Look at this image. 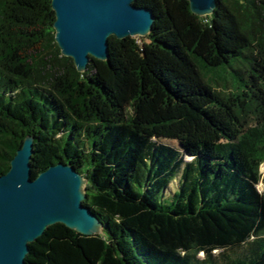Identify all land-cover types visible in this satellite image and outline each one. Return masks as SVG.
I'll return each mask as SVG.
<instances>
[{"label":"trees","instance_id":"1","mask_svg":"<svg viewBox=\"0 0 264 264\" xmlns=\"http://www.w3.org/2000/svg\"><path fill=\"white\" fill-rule=\"evenodd\" d=\"M134 4L151 33L79 73L51 0H0V176L32 136L33 177L74 166L102 225L49 227L26 264H264V0Z\"/></svg>","mask_w":264,"mask_h":264},{"label":"water","instance_id":"2","mask_svg":"<svg viewBox=\"0 0 264 264\" xmlns=\"http://www.w3.org/2000/svg\"><path fill=\"white\" fill-rule=\"evenodd\" d=\"M135 1L51 0L61 55L85 73L91 61H108L110 37L148 36L153 14ZM185 1L198 17L212 15L217 6V0ZM34 141L32 136L24 138L10 170L0 176V264H26L29 245L56 224L84 236L102 231L98 218L83 205L88 179L74 166L58 160L33 177Z\"/></svg>","mask_w":264,"mask_h":264},{"label":"rangeland","instance_id":"3","mask_svg":"<svg viewBox=\"0 0 264 264\" xmlns=\"http://www.w3.org/2000/svg\"><path fill=\"white\" fill-rule=\"evenodd\" d=\"M226 86V87H225ZM219 91H226L231 92L233 90L232 84L229 83L228 85H225L221 83L218 87H216ZM261 172H264V166L261 168ZM261 188V187H260Z\"/></svg>","mask_w":264,"mask_h":264}]
</instances>
